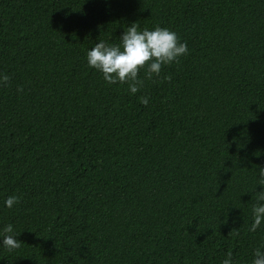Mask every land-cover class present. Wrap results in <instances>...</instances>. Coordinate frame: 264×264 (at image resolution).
Returning a JSON list of instances; mask_svg holds the SVG:
<instances>
[{"label": "trees", "instance_id": "trees-1", "mask_svg": "<svg viewBox=\"0 0 264 264\" xmlns=\"http://www.w3.org/2000/svg\"><path fill=\"white\" fill-rule=\"evenodd\" d=\"M132 22L188 48L135 94L85 58ZM0 73V228L21 242L0 264H247L264 243V0H0Z\"/></svg>", "mask_w": 264, "mask_h": 264}, {"label": "clouds", "instance_id": "clouds-1", "mask_svg": "<svg viewBox=\"0 0 264 264\" xmlns=\"http://www.w3.org/2000/svg\"><path fill=\"white\" fill-rule=\"evenodd\" d=\"M188 52L186 42L177 34L159 25L149 29L140 28L135 22L123 28L118 43H110L103 39L92 43L86 49L87 66L97 70L108 84L127 83L129 94H135L143 86L144 80L138 77V71L146 65V76L159 75L161 67L177 61ZM9 77L0 73V85L7 86ZM20 90L19 88L17 89ZM141 104L147 105L148 98L138 97ZM256 185L260 191L255 192L249 231L255 232L264 223V165L256 166ZM19 202L16 195H8L3 200V207L13 208ZM17 233L13 224L0 228V247L14 250L20 247L16 239ZM220 264H234L232 254L227 253ZM247 264H264V243L252 250Z\"/></svg>", "mask_w": 264, "mask_h": 264}]
</instances>
